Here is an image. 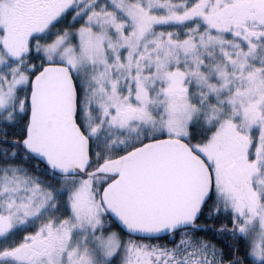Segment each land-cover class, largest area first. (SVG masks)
Listing matches in <instances>:
<instances>
[{
  "label": "snow or ice",
  "instance_id": "obj_1",
  "mask_svg": "<svg viewBox=\"0 0 264 264\" xmlns=\"http://www.w3.org/2000/svg\"><path fill=\"white\" fill-rule=\"evenodd\" d=\"M0 264H264V0H0Z\"/></svg>",
  "mask_w": 264,
  "mask_h": 264
}]
</instances>
